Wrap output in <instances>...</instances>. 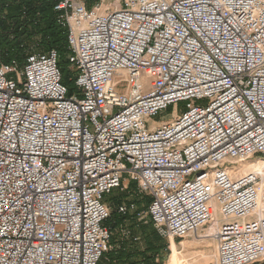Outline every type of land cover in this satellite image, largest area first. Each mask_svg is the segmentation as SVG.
Segmentation results:
<instances>
[{
    "label": "built area",
    "instance_id": "1",
    "mask_svg": "<svg viewBox=\"0 0 264 264\" xmlns=\"http://www.w3.org/2000/svg\"><path fill=\"white\" fill-rule=\"evenodd\" d=\"M104 2L53 6L71 94L53 49L0 64V264H97L131 182L148 204L119 213L179 239L215 218L216 264L264 260V167L232 171L264 155V0Z\"/></svg>",
    "mask_w": 264,
    "mask_h": 264
},
{
    "label": "trees",
    "instance_id": "2",
    "mask_svg": "<svg viewBox=\"0 0 264 264\" xmlns=\"http://www.w3.org/2000/svg\"><path fill=\"white\" fill-rule=\"evenodd\" d=\"M58 0H0V64L15 61L21 66L32 52L55 50L62 81L71 94L75 87L74 74L66 60L68 53L65 31L56 21L54 4ZM108 194L105 197L110 213L104 224L110 228L109 248L97 264H154L167 251L166 242L152 223L136 221L134 214H121L117 206L127 202L126 193ZM139 207L147 205L148 199L131 198ZM129 201V200H128ZM143 201V202H142ZM142 221V220H140ZM134 238H138L134 240ZM143 247L136 249L138 241Z\"/></svg>",
    "mask_w": 264,
    "mask_h": 264
},
{
    "label": "rangeland",
    "instance_id": "3",
    "mask_svg": "<svg viewBox=\"0 0 264 264\" xmlns=\"http://www.w3.org/2000/svg\"><path fill=\"white\" fill-rule=\"evenodd\" d=\"M86 3L88 6L95 3V0H86ZM113 3L115 4V1L113 0H105L104 4L109 5L110 8H112ZM104 7V6H103ZM72 71V70H71ZM184 109V102H178L175 104L168 105L167 108L156 114L155 116L149 117L145 120V126L150 129L152 127H155L162 123V121L169 120L172 117H174L176 114L182 112ZM260 156V155H259ZM262 158H252L248 160H261L264 159V155H261ZM264 165V164H262ZM239 165L236 164L235 167H238ZM264 167V166H262ZM121 193H126L127 195V201H132V197H135L137 200L140 199H148V197L143 194H137L135 191L134 182L129 183L128 188L124 189L123 191L120 190H112V195H117ZM143 202V201H142ZM148 204V203H147ZM145 206L143 203L138 207V209H143ZM138 222H142L145 225H148L150 222L148 220H136ZM212 223L206 224L205 227L198 230L197 233L192 234L185 238H168L160 236L164 239V242H166L167 251L164 253V256L160 259H156L154 264H171L170 257L181 251V258L188 259L189 264H216L215 263V256H216V242L214 238H211V235L207 238L199 239L201 236L208 235V232H206V228H208ZM211 238V239H210ZM197 239V240H196ZM199 239V240H198ZM188 241H193L194 244L190 245ZM197 241V242H196ZM200 241V242H199ZM208 241L209 245V252L211 253L212 257L210 256L208 259H205L202 256V251L207 248V244L205 243ZM136 249H140L143 247L142 241H138V243L135 245ZM213 251V253H212ZM188 254V255H187ZM186 256V257H185ZM101 264H108L107 261L104 259L101 261ZM253 264H264V260L255 262Z\"/></svg>",
    "mask_w": 264,
    "mask_h": 264
},
{
    "label": "bare ground",
    "instance_id": "4",
    "mask_svg": "<svg viewBox=\"0 0 264 264\" xmlns=\"http://www.w3.org/2000/svg\"><path fill=\"white\" fill-rule=\"evenodd\" d=\"M264 159H261V160H246L242 163L239 164L238 167H236L234 170H232L235 175H239V174H246L247 172L251 171V170H254L256 168H259V167H262L264 165ZM217 219L214 218L213 222H210L212 223V225H210L208 228H206V232H208V235H205L204 236H201L199 239H202V238H208L210 235H211V238H213V231L216 229V222ZM209 224V223H208ZM202 229V228H201ZM198 232V231H197ZM196 232V233H197ZM210 238V239H211ZM198 239V240H199ZM197 240V239H196ZM190 243V245L194 244L193 241H188ZM197 242V241H196ZM200 242V241H199ZM207 244V248L205 250L202 251V256L205 258V259H208L210 256L212 257L211 253L209 252V245H208V241L205 242ZM213 253V251H212ZM181 254V251L180 252H177L175 254H173L171 257H170V262L171 264H189V260L188 259H184V258H181L180 255ZM188 255V254H187ZM186 257V256H185Z\"/></svg>",
    "mask_w": 264,
    "mask_h": 264
},
{
    "label": "crops",
    "instance_id": "5",
    "mask_svg": "<svg viewBox=\"0 0 264 264\" xmlns=\"http://www.w3.org/2000/svg\"><path fill=\"white\" fill-rule=\"evenodd\" d=\"M116 1V0H115ZM103 6L106 8V7H109V5H105V4H103Z\"/></svg>",
    "mask_w": 264,
    "mask_h": 264
}]
</instances>
